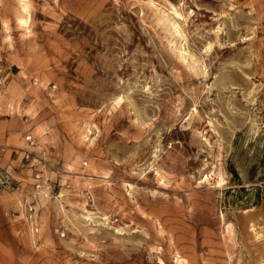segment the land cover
I'll use <instances>...</instances> for the list:
<instances>
[{
	"label": "rangeland",
	"instance_id": "374dc122",
	"mask_svg": "<svg viewBox=\"0 0 264 264\" xmlns=\"http://www.w3.org/2000/svg\"><path fill=\"white\" fill-rule=\"evenodd\" d=\"M0 50V264H264V0H0Z\"/></svg>",
	"mask_w": 264,
	"mask_h": 264
},
{
	"label": "crops",
	"instance_id": "0c3cea01",
	"mask_svg": "<svg viewBox=\"0 0 264 264\" xmlns=\"http://www.w3.org/2000/svg\"><path fill=\"white\" fill-rule=\"evenodd\" d=\"M0 56H1L0 57V89L4 87L3 85L6 79L7 80L10 79L9 88H11L13 86V83L15 82V79L23 80L27 77L25 70L19 69V66H17L15 61L10 62L9 60L10 58L3 56L2 51L0 52ZM2 58L4 60H2ZM13 67L19 69V71H17L18 73H15ZM3 101L8 102L9 98L3 99ZM3 106L4 107H0V163H4L5 165H7L11 160L10 157L11 153L8 151L3 152L2 148L5 147L7 148L11 146V144H13L20 130L24 128V124L23 122L21 123V120L18 116H14L10 114L6 106L5 105ZM28 139H30V137H28ZM9 195L10 193H8V196ZM19 196L20 195L18 193H12L10 195V197H13V200L11 201V205L6 207H13V206L18 207L20 205ZM1 254L2 256H0V261L6 260L9 257L8 255H10V250L9 249L2 250Z\"/></svg>",
	"mask_w": 264,
	"mask_h": 264
},
{
	"label": "trees",
	"instance_id": "16d2710c",
	"mask_svg": "<svg viewBox=\"0 0 264 264\" xmlns=\"http://www.w3.org/2000/svg\"><path fill=\"white\" fill-rule=\"evenodd\" d=\"M263 170V174L258 178L259 182L261 183L260 186H251L250 188H246L242 183L241 177L239 172L237 171V169L235 168V166L233 164H230L229 166V172L232 175L233 181L237 182L238 185L242 186L240 188L239 192H243L248 196V200L250 199H254L253 202H251L252 205L258 206L262 203V201L264 200V158L263 159H258L257 162L253 165L252 169H251V177H250V181H254L256 179V170ZM254 191V198L250 197V192Z\"/></svg>",
	"mask_w": 264,
	"mask_h": 264
},
{
	"label": "built area",
	"instance_id": "2783aa9c",
	"mask_svg": "<svg viewBox=\"0 0 264 264\" xmlns=\"http://www.w3.org/2000/svg\"><path fill=\"white\" fill-rule=\"evenodd\" d=\"M30 151L25 152V157L29 158L30 157ZM41 175L40 174H36V178H37V182H42L40 179ZM12 176L10 174V172L5 171V172H0V187H9L12 184ZM42 186L41 183L38 184V187L40 188ZM34 210V207H29V213H28V220H30L33 224H35L33 222V220H35L34 218V214L32 213ZM36 231H38V227L36 228Z\"/></svg>",
	"mask_w": 264,
	"mask_h": 264
},
{
	"label": "bare ground",
	"instance_id": "6f19581e",
	"mask_svg": "<svg viewBox=\"0 0 264 264\" xmlns=\"http://www.w3.org/2000/svg\"><path fill=\"white\" fill-rule=\"evenodd\" d=\"M175 14L179 17L180 16V14L178 13V12H175ZM181 262L179 261V264H180Z\"/></svg>",
	"mask_w": 264,
	"mask_h": 264
}]
</instances>
